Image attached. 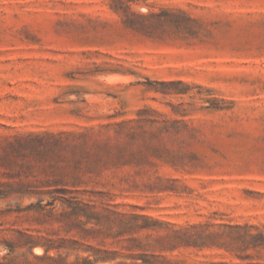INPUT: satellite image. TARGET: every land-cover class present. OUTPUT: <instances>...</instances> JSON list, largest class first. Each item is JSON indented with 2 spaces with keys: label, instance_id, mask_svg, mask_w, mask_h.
I'll return each mask as SVG.
<instances>
[{
  "label": "rangeland",
  "instance_id": "374dc122",
  "mask_svg": "<svg viewBox=\"0 0 264 264\" xmlns=\"http://www.w3.org/2000/svg\"><path fill=\"white\" fill-rule=\"evenodd\" d=\"M106 139L121 164L77 186L103 234L25 210L21 182ZM0 193V262L48 264L4 242L40 229L97 264H264V0H0Z\"/></svg>",
  "mask_w": 264,
  "mask_h": 264
},
{
  "label": "trees",
  "instance_id": "16d2710c",
  "mask_svg": "<svg viewBox=\"0 0 264 264\" xmlns=\"http://www.w3.org/2000/svg\"><path fill=\"white\" fill-rule=\"evenodd\" d=\"M77 151L87 155V160H89L87 166L83 167L78 157L74 158L73 163L56 162L55 165H52L51 176L38 180L34 186H30L27 182H21L22 189L16 192L22 197H36V201L29 204L25 210L33 212L40 224L58 222L66 232L76 231V234L85 240L94 234H103L110 218L106 217L105 212L97 210L95 203L80 195L83 192L77 188L78 182H80L78 180L83 173L96 172L103 167L121 164L122 157L118 155L117 145L111 143L109 139L103 142H94L89 149L84 146L76 147L75 152ZM0 194V196L6 197L11 193ZM119 224L121 225L118 234H124L126 229L147 227L138 223H128L122 218L119 220ZM37 232V234H33L19 230L16 239H5L4 242L9 249L7 255H13L17 247H23L27 249V254H31L36 261H48V264H97L112 258L108 251L89 244L84 245L78 239L56 243L54 239L40 234V229ZM37 246L43 248L42 254L33 253V248ZM52 250H56L57 253L51 254ZM62 250L66 251L65 254L61 252ZM71 251L88 253L86 255L78 253L75 260L70 261L68 256ZM3 258L5 261L0 264H12L17 256H3ZM138 258L142 259L143 264H149L145 257ZM31 263L32 259L26 255L24 264Z\"/></svg>",
  "mask_w": 264,
  "mask_h": 264
}]
</instances>
